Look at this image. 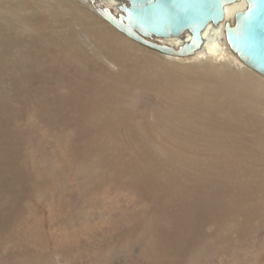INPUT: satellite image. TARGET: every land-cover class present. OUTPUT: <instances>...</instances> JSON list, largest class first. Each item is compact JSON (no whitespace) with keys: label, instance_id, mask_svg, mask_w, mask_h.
<instances>
[{"label":"bare ground","instance_id":"bare-ground-1","mask_svg":"<svg viewBox=\"0 0 264 264\" xmlns=\"http://www.w3.org/2000/svg\"><path fill=\"white\" fill-rule=\"evenodd\" d=\"M91 1L116 12L120 2L0 0V134L8 132L4 116L15 107L9 87H13L12 79L19 78L22 72L35 68L37 63L48 78L72 73L82 79L83 87L74 94L64 90L56 100L53 96V101L48 100L45 107L49 106L51 111L48 121L61 126L64 119L55 107L70 106V112L82 121L77 126L91 131L79 140L77 147L82 156L93 159L98 175L102 177L101 172L106 174L114 169L120 178L129 179L131 187H125L128 195L133 188L147 197L148 205L157 208L155 212L137 210L130 223L136 222L137 228L147 220L152 223L155 218L160 239L153 254L163 264H203L197 248L205 242L199 240L203 223L216 225L213 222L221 220L220 224L231 225L234 232L245 233L251 230L249 221L253 217L264 228V220H260L264 216V75L239 59L227 45L224 32L225 24L232 26L235 14L245 10L247 2L237 0L225 5L224 19L217 25L209 23L201 31L200 46L181 56L177 52L161 53L131 40L104 20ZM190 39L191 34L184 32L181 36L153 38V41L177 51ZM4 73L11 78H6ZM45 90L50 94L51 86ZM67 100L71 104L67 105ZM7 139L9 151L0 165L5 170L12 154L20 150L17 138ZM23 172L19 175L17 171L19 182L36 193L37 185ZM15 174L9 168L0 181L13 184ZM108 185L112 195L116 189L112 183ZM19 198L23 199V195ZM83 202L94 206L97 199L86 195ZM117 240L104 245L114 248L121 242ZM222 247L224 255L231 260L242 259L234 241L227 240ZM54 250L65 257L66 264H73L78 251ZM50 252H45L43 258ZM31 257L20 264H36ZM140 259L143 262L142 256Z\"/></svg>","mask_w":264,"mask_h":264},{"label":"rangeland","instance_id":"rangeland-1","mask_svg":"<svg viewBox=\"0 0 264 264\" xmlns=\"http://www.w3.org/2000/svg\"><path fill=\"white\" fill-rule=\"evenodd\" d=\"M71 74L72 73H59L57 76L52 75L51 78H48L47 74L39 70V65L36 63L35 68H28L27 71L22 72L19 78L15 77L17 79H12V83L15 84H13V87H9L11 93H9L10 100L13 99L11 103H13L15 107L11 109V111L9 109L4 116V118L7 119L6 124L8 125L9 133H3V131H1L0 134V137L4 136L2 141H0V165L3 162L2 158L7 155L9 151L10 140L7 139L8 136L9 138H17V143L18 145L20 144L21 147L19 146L20 150L18 153L12 154L10 164L6 170L0 167V176L5 172L7 174L9 168L11 172H16L15 180L12 181L13 184L0 181V264H20L23 260L25 262L26 259H29L31 255L32 261L34 259L36 264H66L65 257L63 255H58L54 248L65 251H67V249L68 251L72 249L78 250L76 251L73 264H78V262L79 264H135V262H137L136 264H163L160 258L158 259V256L153 254L158 240L160 239V229L155 218L152 220V223L151 220H147L137 228L134 226L136 222L130 223V221H133L132 216L134 218L140 209H146V212H150L154 209L157 210V208L148 205L149 202L147 197L143 196L137 190L135 191L133 188H131L132 194L128 195L125 187H131L129 179L126 177L120 178L119 173H116L114 169H112L113 172L109 170L106 174L101 172L100 175H103L102 177L98 175L100 172H98V168L92 163L93 159L82 156L80 149L77 147L80 143L79 140L91 134V131L88 129L83 130L77 126V124L82 125V121L75 118V114L70 112V106L64 105L66 107L65 109H63L62 106H60V109L57 106L55 107L57 112H61L60 115L64 119L63 122H60L61 126H59V123H55L54 125L48 121L50 118H48V114L50 115L51 111L49 106L48 108L45 107H47L46 103L49 102L48 100L53 101L51 99L52 96L55 97L54 99L56 100L59 93L68 92L70 90V94H74L78 88L80 89L83 87V85H81V82H83L82 79H78L75 75L72 74V76ZM4 76L6 78H11L8 73H4ZM48 86H51L53 90V92L52 90L49 92L50 94H46L45 92V88ZM68 103L71 104L70 100H67V105ZM72 103H74V101H72ZM72 124H74V126ZM63 125H66V127ZM12 131L15 132L16 136L12 134ZM54 134L56 136H54ZM73 153L75 154V158H73ZM23 160L24 163H22ZM52 166L53 168H51ZM19 169L25 170L23 172V170ZM17 171L19 175L20 171H22L26 178L28 177L37 185L36 193H31L32 190L29 187L24 188L21 185L19 182L20 178L17 176ZM110 183H112L113 187L116 189L113 191L112 195L109 191L110 188L108 184ZM22 195L23 199H18V197ZM86 195L88 197L89 195H94L96 197L97 202L94 206H89L86 202H83ZM262 198L264 199V196ZM44 201L45 204L43 203ZM154 212L152 214H154ZM31 213H33L32 216ZM117 216L119 218H117ZM252 218L253 217H251L249 221L251 223L249 229L252 231L250 230L245 233H240V231L237 233L234 232V230L230 228L232 227L231 225L227 224V226L226 223H224L225 225L220 224L221 220L213 222L216 225H209V221L203 223L205 227L200 228L201 238H199V240H205V242L203 241L197 247L199 257L201 258L200 262L203 264H264V228L260 226V222H256V220ZM116 220L119 221L117 222ZM260 220H264V216H261ZM136 221L140 222L139 219ZM57 223H59V225H57ZM126 232L128 233L126 234ZM214 232L217 234L215 233V235ZM57 234H59L60 237L56 236ZM124 234H126L125 239ZM66 235H69V237ZM101 235L103 237H101ZM139 235H141V238ZM65 237L68 238L66 239ZM107 237L109 238L105 239ZM155 237L157 238L155 239ZM207 237L209 238L208 241L206 240ZM7 238L10 239V241ZM100 239H103V241ZM116 239H119L117 242L121 241L120 243L118 242L119 244L116 247H105V243H110V240L111 242H115ZM23 240L24 242H22ZM227 240L230 243L234 241V246L239 251V254H242L241 260L233 261L224 255L225 251L222 247V243ZM37 241L38 243H36ZM30 244H33L32 247ZM115 245L116 244H114V246ZM152 246H154V249L151 248ZM242 246L244 248H242ZM47 250H51L48 254L49 256H47V258L49 257L48 260L47 258L44 259L45 257L43 258L44 253L48 252ZM40 252L42 255H39ZM141 256L143 262L142 259H140ZM251 258H253L252 261Z\"/></svg>","mask_w":264,"mask_h":264},{"label":"water","instance_id":"water-1","mask_svg":"<svg viewBox=\"0 0 264 264\" xmlns=\"http://www.w3.org/2000/svg\"><path fill=\"white\" fill-rule=\"evenodd\" d=\"M237 0H120L118 10L96 5L97 13L131 40L161 53L189 55L201 44V31L224 19V7ZM247 7L235 14L231 26L225 24L229 48L246 65L264 75V0H246ZM191 34L187 45L175 51L153 38Z\"/></svg>","mask_w":264,"mask_h":264}]
</instances>
